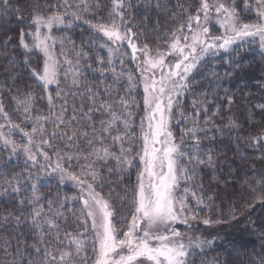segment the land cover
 Instances as JSON below:
<instances>
[{"label":"snow or ice","instance_id":"6c2138e0","mask_svg":"<svg viewBox=\"0 0 264 264\" xmlns=\"http://www.w3.org/2000/svg\"><path fill=\"white\" fill-rule=\"evenodd\" d=\"M254 49L264 0H0V264H228L199 225L241 217L264 241ZM225 149L245 198L201 218Z\"/></svg>","mask_w":264,"mask_h":264},{"label":"trees","instance_id":"16d2710c","mask_svg":"<svg viewBox=\"0 0 264 264\" xmlns=\"http://www.w3.org/2000/svg\"><path fill=\"white\" fill-rule=\"evenodd\" d=\"M74 35L78 37L80 33L76 32ZM244 65L245 66L241 71L239 78H233L230 82L232 90L237 91V94L240 95L239 90L236 88V80L240 79L246 84L247 90L251 93L250 99L253 104L256 102H264V97L261 95L264 93V88L261 87V82H264V72H262V69H264V56L255 49L247 52ZM225 86L227 87L229 84L226 83ZM21 87H23V85H21ZM237 103L241 102L237 101ZM246 103L247 102L245 101L241 104V107L237 109L238 116H243V107ZM259 120L260 118L257 117V121ZM224 122L226 123V121ZM258 126L259 125H257V129ZM249 130L251 131L252 129L250 128ZM225 152L226 157L220 159L215 177L213 178L208 175L204 176L205 186L216 197V199L215 204H211L208 208L200 212L201 218H208L220 215L221 213L227 214L229 208L233 204L239 202L242 198H245L239 184L231 182L226 184L224 182L228 176V170L230 168L235 170L237 165L243 167L239 158L233 151L225 149ZM233 194H235L234 197ZM230 197L233 198L230 199ZM205 203L207 204L209 202L205 201ZM0 210H3V208L0 207ZM252 212L254 213L252 216L253 220H264V212H261L258 206L257 209H253ZM243 219V217L240 218V220ZM240 220L234 221L231 224L213 226L212 228H206L202 224L199 225L201 232L204 235H209V233H211L212 236H215L217 232L219 233L218 246L213 254L226 259L228 264H239V262L244 259L242 255L244 252L260 253L262 251L261 245L264 241L261 240V237L257 233L249 231L248 226L241 223ZM209 238H211V236ZM234 249H238L241 255L237 256ZM229 253H232V255L230 256Z\"/></svg>","mask_w":264,"mask_h":264},{"label":"rangeland","instance_id":"374dc122","mask_svg":"<svg viewBox=\"0 0 264 264\" xmlns=\"http://www.w3.org/2000/svg\"><path fill=\"white\" fill-rule=\"evenodd\" d=\"M264 56V55H263ZM178 227H180L182 230H183V226H178Z\"/></svg>","mask_w":264,"mask_h":264}]
</instances>
